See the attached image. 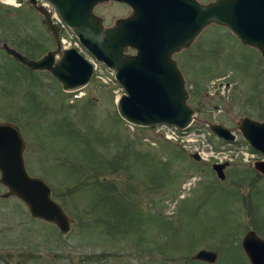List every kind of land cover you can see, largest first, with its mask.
<instances>
[{
	"label": "rangeland",
	"instance_id": "374dc122",
	"mask_svg": "<svg viewBox=\"0 0 264 264\" xmlns=\"http://www.w3.org/2000/svg\"><path fill=\"white\" fill-rule=\"evenodd\" d=\"M15 1L0 0V43L33 58L53 49L40 14L28 0ZM129 11L113 0L93 6L104 26ZM61 37L69 39L58 27L60 47ZM172 58L194 110L178 135H168L161 124L137 126L121 119L114 101L122 89L107 69L98 67L84 86L64 90L47 70L27 68L0 46V121L17 126L26 172L49 185L72 219L61 234L54 224L30 216L15 196H3L0 184V264H249L240 238L252 229L264 239V174L250 166L261 158L243 150L235 121L264 119V57L211 22ZM209 121L232 129L236 140L216 138L207 129ZM91 136L104 137L103 143ZM98 149L116 162L124 156L143 159L133 168L135 190L124 196L136 204L129 220L137 226L133 235L147 236L148 244L133 235L102 242L87 233L94 214L87 209V155ZM193 152L198 160L190 157ZM227 157L220 179L210 164ZM116 170L110 177L123 192L129 190V179ZM155 171L160 182L152 178ZM198 248L214 250V261L192 258ZM90 253L99 258L87 260Z\"/></svg>",
	"mask_w": 264,
	"mask_h": 264
},
{
	"label": "water",
	"instance_id": "95a60500",
	"mask_svg": "<svg viewBox=\"0 0 264 264\" xmlns=\"http://www.w3.org/2000/svg\"><path fill=\"white\" fill-rule=\"evenodd\" d=\"M80 45L96 60L111 69L122 89L115 99V110L125 122L137 126L157 123L184 128L193 119L194 110L186 102L184 78L172 54L186 47L209 23L226 27L240 42L256 48L264 57V0H113L126 4L130 11L104 26L93 12L97 2L105 0H48ZM49 30L54 48L33 58L2 41L3 50L29 69H45L64 90L86 84L91 77L90 62L74 47H60L58 27L47 10L28 0ZM130 51H129V50ZM213 135L234 139L235 132L217 123L207 122ZM239 135L264 156V119L240 116L235 121ZM24 141L17 126L0 121V184L3 196L13 195L30 216L55 225L59 233L68 231L72 219L52 198L49 185L26 172L22 157ZM190 157L198 160L196 152ZM227 161L210 167L223 178ZM264 174V160L251 164ZM240 247L249 264H264V239L252 229L244 231ZM216 252L198 248L192 258L214 261Z\"/></svg>",
	"mask_w": 264,
	"mask_h": 264
},
{
	"label": "trees",
	"instance_id": "16d2710c",
	"mask_svg": "<svg viewBox=\"0 0 264 264\" xmlns=\"http://www.w3.org/2000/svg\"><path fill=\"white\" fill-rule=\"evenodd\" d=\"M90 138L94 143L98 144L103 143L104 140V137L99 139L95 136H91ZM98 150L95 153L87 155V192L90 200L87 209L89 211L91 209L92 213L94 212L93 217H90L87 221V233L94 235L99 241L113 239V242H115L114 238L119 239L120 237L122 239L121 236L123 234L126 236L129 235L131 238L137 226L135 222L131 224L129 220L136 212V204L129 199L126 200L124 194L127 196L131 190H135L131 185L135 177L133 168L135 165L142 166L143 159L139 158L137 155L138 160L134 158L128 160L129 157L124 156V158L116 162V160L111 159L112 157L107 154V151ZM117 168L124 172L125 177L129 179L128 183L130 184H126L129 190L123 192L122 186L118 187L117 181L110 177L117 174ZM145 172H147V169ZM156 173L158 174V172L155 171L153 176L151 172L153 176L151 177L154 181L160 182ZM133 236H135L140 243L143 241L145 244L149 243L147 236L142 237V235L137 236L135 234ZM98 256V253L87 254V260L92 259L96 261L99 258ZM189 261L192 260L189 259Z\"/></svg>",
	"mask_w": 264,
	"mask_h": 264
},
{
	"label": "built area",
	"instance_id": "2783aa9c",
	"mask_svg": "<svg viewBox=\"0 0 264 264\" xmlns=\"http://www.w3.org/2000/svg\"><path fill=\"white\" fill-rule=\"evenodd\" d=\"M40 1V5L41 6H44L45 8H46V10H48L49 11V13H50V15H51V17L54 19V22L58 25V27L63 31V32H65L67 35H68V37H69V39L68 38H64V37H61V39H60V42H62V44H64V41H65V44L62 46V47H68V46H75V47H77L78 49H80L79 48V45H78V42H77V40L74 38V36H73V34L71 33V31L66 27V25L61 21V19L59 18V16H58V14H57V12H56V10L53 8V6L47 1V0H39ZM16 2V1H15ZM6 3V2H5ZM16 3H18V2H16ZM16 3H9V4H16ZM87 58L89 59V61L91 62V64H92V71H93V75L95 74V72H96V69L98 68V67H102V68H104L105 70L107 69L104 65H102L101 63H99V62H97V61H95L92 57H90V56H88L87 55ZM108 71H109V73L111 74V78H112V73H111V71L109 70V69H107ZM110 78V79H111ZM113 79V78H112ZM118 94V93H117ZM116 94V95H117ZM161 125H164V127H166V128H168V130H167V134L168 135H178V131L180 130V129H182V128H177V127H175V126H173V125H168V124H164V123H160ZM185 128V127H184ZM164 135H165V137L166 138H168V137H170V136H166V134L164 133ZM243 143H244V148H243V150L246 152V151H249V153L251 154V156H254V155H256V154H258L257 152H255L254 150H252L248 145H247V143L245 142V141H243ZM241 146V145H240ZM245 148H247L248 150H246ZM236 151H239V152H242V150H241V148H237V150ZM197 153V152H196ZM235 153H237V152H235ZM197 155L199 156V153H197ZM260 155V154H259ZM236 156V155H235ZM200 158V157H199ZM260 158L261 159H253L252 161H251V164L253 163V161H255V160H264V156H262V155H260ZM222 161V159H220L219 161H216V162H221ZM223 161H229V159H228V157L227 158H224L223 159Z\"/></svg>",
	"mask_w": 264,
	"mask_h": 264
},
{
	"label": "bare ground",
	"instance_id": "6f19581e",
	"mask_svg": "<svg viewBox=\"0 0 264 264\" xmlns=\"http://www.w3.org/2000/svg\"><path fill=\"white\" fill-rule=\"evenodd\" d=\"M4 2H6V3H14L15 2V0H4Z\"/></svg>",
	"mask_w": 264,
	"mask_h": 264
},
{
	"label": "flooded vegetation",
	"instance_id": "af4514ba",
	"mask_svg": "<svg viewBox=\"0 0 264 264\" xmlns=\"http://www.w3.org/2000/svg\"><path fill=\"white\" fill-rule=\"evenodd\" d=\"M122 16H124V15H122ZM129 50V49H128ZM130 51V50H129Z\"/></svg>",
	"mask_w": 264,
	"mask_h": 264
}]
</instances>
